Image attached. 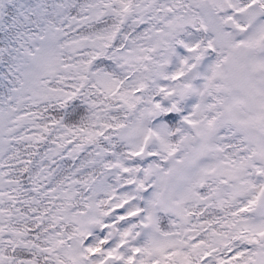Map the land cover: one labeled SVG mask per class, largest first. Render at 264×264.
Returning <instances> with one entry per match:
<instances>
[{
	"label": "snow or ice",
	"instance_id": "1",
	"mask_svg": "<svg viewBox=\"0 0 264 264\" xmlns=\"http://www.w3.org/2000/svg\"><path fill=\"white\" fill-rule=\"evenodd\" d=\"M0 264H264V0H0Z\"/></svg>",
	"mask_w": 264,
	"mask_h": 264
}]
</instances>
